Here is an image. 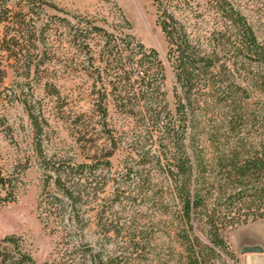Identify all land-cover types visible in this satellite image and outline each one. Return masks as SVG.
<instances>
[{"label": "rangeland", "instance_id": "obj_1", "mask_svg": "<svg viewBox=\"0 0 264 264\" xmlns=\"http://www.w3.org/2000/svg\"><path fill=\"white\" fill-rule=\"evenodd\" d=\"M1 1H6L11 12L8 16L0 13V48L6 49L0 50V166L11 172L26 159L29 164L20 173L15 200L0 199V237L19 235L38 263L60 251L66 241L51 231L50 223L46 227L41 222L36 207L42 174L32 152V129L23 106L26 102L48 121L42 135L48 154L77 162L99 161V189L84 206L91 218L85 240L102 243L117 264H179L185 255V226L166 162L170 148L164 147L165 135L160 132L147 139L142 122L128 118L121 106L111 103L122 96L117 72L122 64L118 66L108 55L114 49L127 50L137 58L135 45L140 41L156 49L163 60L166 100L170 108L174 106L173 75L165 57L167 44L156 23L152 0ZM235 1L264 43V0ZM246 76L244 71L236 72L243 85ZM136 78L131 82L135 84ZM248 91L247 105L258 114L264 95L251 86ZM104 97L105 117L100 110V98ZM219 120L209 111L202 123L204 132ZM248 128L243 127L241 135L253 143L263 137L261 121ZM208 134L202 133L199 143L211 156L214 148ZM141 147L151 149L143 159ZM106 159L111 161L108 167ZM129 169L140 172L130 185ZM129 175L134 177V172ZM103 208L111 226L106 236L98 226L97 213ZM226 239L235 256L233 261L227 258L228 263L264 264L262 219L230 229ZM243 246H259L262 251L241 252Z\"/></svg>", "mask_w": 264, "mask_h": 264}, {"label": "trees", "instance_id": "obj_2", "mask_svg": "<svg viewBox=\"0 0 264 264\" xmlns=\"http://www.w3.org/2000/svg\"><path fill=\"white\" fill-rule=\"evenodd\" d=\"M152 3L167 44L165 57L173 75L174 106L170 108L166 100L163 60L156 49L140 41L135 45L137 58L127 50L114 49L108 55L118 66L122 64L121 69L117 67L122 96L111 103L121 106L128 118L139 119L147 139L160 132L165 135L164 147L170 148L166 162L185 226V255L179 264H214V259L217 264H230L226 259L233 261L235 256L228 248L227 232L248 220L264 221V134L254 143L241 135L243 127L250 129L259 121L264 124V105L254 114L246 102L248 86L264 95V43L235 0ZM1 12L6 16L11 12L6 1L0 0ZM127 37L134 39L130 34ZM240 71L247 75L245 85L236 77ZM134 76L135 84L131 82ZM100 101L105 117L107 99ZM23 106L32 129V152L42 174L36 205L39 217L46 227L51 224V231L66 240V245L38 263L19 235L7 234L0 237V264H117L102 243L85 240L91 218L84 206L99 189V161L77 162L48 154L42 142L46 117L29 103ZM209 111L220 120L204 132L202 123ZM202 133H209L214 148L211 156L199 143ZM150 151L141 147V159ZM28 164L26 159L11 172L0 166L1 200H15L20 173ZM110 164L109 159L104 161L106 167ZM129 171L134 177L127 172V184L140 173ZM105 213L104 208L97 213L104 236L111 230Z\"/></svg>", "mask_w": 264, "mask_h": 264}, {"label": "water", "instance_id": "obj_3", "mask_svg": "<svg viewBox=\"0 0 264 264\" xmlns=\"http://www.w3.org/2000/svg\"><path fill=\"white\" fill-rule=\"evenodd\" d=\"M260 251H262V249L259 246H243L241 248V252H260Z\"/></svg>", "mask_w": 264, "mask_h": 264}]
</instances>
